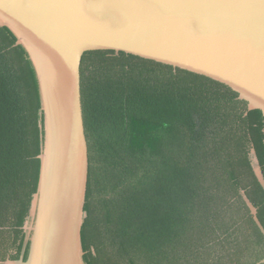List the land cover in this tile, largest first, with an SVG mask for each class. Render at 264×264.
<instances>
[{
	"label": "trees",
	"instance_id": "obj_1",
	"mask_svg": "<svg viewBox=\"0 0 264 264\" xmlns=\"http://www.w3.org/2000/svg\"><path fill=\"white\" fill-rule=\"evenodd\" d=\"M16 44L0 28V264L27 260L24 226L44 143L35 73ZM81 87L85 263L256 264L237 263L235 248L247 223L264 249L242 195L264 226L254 171L264 175L262 112L213 80L112 51L83 56Z\"/></svg>",
	"mask_w": 264,
	"mask_h": 264
},
{
	"label": "water",
	"instance_id": "obj_2",
	"mask_svg": "<svg viewBox=\"0 0 264 264\" xmlns=\"http://www.w3.org/2000/svg\"><path fill=\"white\" fill-rule=\"evenodd\" d=\"M2 27L27 53L44 119L38 189L24 226L28 257L5 264H86V53H124L203 76L264 116V0H0ZM254 171L264 189L261 168Z\"/></svg>",
	"mask_w": 264,
	"mask_h": 264
},
{
	"label": "rangeland",
	"instance_id": "obj_3",
	"mask_svg": "<svg viewBox=\"0 0 264 264\" xmlns=\"http://www.w3.org/2000/svg\"><path fill=\"white\" fill-rule=\"evenodd\" d=\"M239 223L241 225L245 223L244 218H240ZM245 224L248 226V229L245 231L246 236L244 238L242 237V245L240 246L237 244L236 245L237 247L235 248L236 255H237L236 258L238 260L237 263H240V262L241 263H248V262L250 263L259 262L260 263L262 260H264V249L262 247L257 246L255 237L252 234L251 229H249L250 226L247 223ZM239 242H240V239H239ZM233 252H234V245L228 248V253H226L225 256H229L230 254H233Z\"/></svg>",
	"mask_w": 264,
	"mask_h": 264
},
{
	"label": "flooded vegetation",
	"instance_id": "obj_4",
	"mask_svg": "<svg viewBox=\"0 0 264 264\" xmlns=\"http://www.w3.org/2000/svg\"><path fill=\"white\" fill-rule=\"evenodd\" d=\"M256 264H259V262H256Z\"/></svg>",
	"mask_w": 264,
	"mask_h": 264
}]
</instances>
